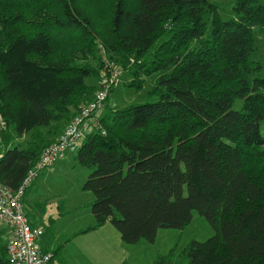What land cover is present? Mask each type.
Segmentation results:
<instances>
[{
	"label": "trees",
	"instance_id": "trees-1",
	"mask_svg": "<svg viewBox=\"0 0 264 264\" xmlns=\"http://www.w3.org/2000/svg\"><path fill=\"white\" fill-rule=\"evenodd\" d=\"M234 1L236 16L223 20L208 0H139L134 10L113 0L96 31L78 0H0V183L17 190L92 100L103 45L134 75L131 86L140 73L161 74L150 92L157 101L107 103L106 134L87 135L77 151L95 197L87 230L110 223L126 244L155 243L197 211L214 236L187 244L181 261L171 252L154 264H264V79L250 59L264 0ZM7 240L0 229V264H10Z\"/></svg>",
	"mask_w": 264,
	"mask_h": 264
},
{
	"label": "rangeland",
	"instance_id": "rangeland-1",
	"mask_svg": "<svg viewBox=\"0 0 264 264\" xmlns=\"http://www.w3.org/2000/svg\"><path fill=\"white\" fill-rule=\"evenodd\" d=\"M208 1L218 6L223 20L236 16L234 0ZM113 3V0H78L80 10L95 22L96 31H103L108 26L110 16L107 20L106 17L111 13ZM138 5L139 0H127L129 10H134ZM208 24L210 30L211 22ZM78 49H81L78 45L71 47V50ZM250 59L262 65L256 77L264 79V35L257 32L255 50ZM116 65L122 70L120 65ZM160 74L140 73L139 77H135L137 83L131 86L134 75L123 72L120 83L108 100L109 106L123 108L157 101L158 96L150 92ZM98 82L96 78L88 80L90 85L98 86ZM85 102L87 100L79 105L78 110ZM241 104V101H237L234 108L240 109ZM29 140L27 135L21 142L26 146ZM77 151L67 153L56 165L42 171L29 187L24 203L30 221L37 222L47 232V241L56 250L54 264H154L160 256L171 252L176 261H181L180 253L187 244L194 240L204 242L214 236L215 230L211 224L197 211L184 229L159 230L155 243L143 239L137 244H126L110 223L98 230L88 231L95 221L91 210L95 197L84 190L89 171L76 161Z\"/></svg>",
	"mask_w": 264,
	"mask_h": 264
},
{
	"label": "built area",
	"instance_id": "built-area-1",
	"mask_svg": "<svg viewBox=\"0 0 264 264\" xmlns=\"http://www.w3.org/2000/svg\"><path fill=\"white\" fill-rule=\"evenodd\" d=\"M100 54L103 57V67L92 100L81 106L61 136L44 150L17 190L0 183V229H6L8 233L7 257L10 264H51L54 260L52 250H43V229L33 227L29 222L24 198L27 189L40 173L56 165L67 153L77 151L87 135L106 134L103 114L123 72L108 58L103 45H100Z\"/></svg>",
	"mask_w": 264,
	"mask_h": 264
},
{
	"label": "crops",
	"instance_id": "crops-1",
	"mask_svg": "<svg viewBox=\"0 0 264 264\" xmlns=\"http://www.w3.org/2000/svg\"><path fill=\"white\" fill-rule=\"evenodd\" d=\"M2 230V229H1ZM50 248H52V245H51V247ZM53 249V248H52ZM55 260V259H54ZM54 260H53V264H54Z\"/></svg>",
	"mask_w": 264,
	"mask_h": 264
}]
</instances>
